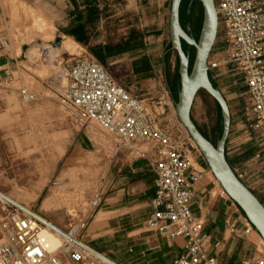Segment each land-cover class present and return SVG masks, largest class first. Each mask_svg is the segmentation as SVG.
<instances>
[{"label": "crops", "instance_id": "0c3cea01", "mask_svg": "<svg viewBox=\"0 0 264 264\" xmlns=\"http://www.w3.org/2000/svg\"><path fill=\"white\" fill-rule=\"evenodd\" d=\"M10 1L0 0V20L4 26H7ZM16 1L29 7L48 22L56 33L60 32L67 38L62 44L70 41L87 49L92 58L105 67L110 61L119 59L128 70L127 86L142 85L149 95H155L154 98L166 92L167 120L171 126H177L173 107L175 99L167 85L163 52L171 0H119L121 9H118L120 3H117L115 17L116 20L121 18V27L125 26L128 31L125 43L120 45L89 44L87 32L92 17L100 16L99 6L93 5L92 0H67L66 13L60 6V0H51V4L47 0ZM65 14L67 19L63 21L61 16ZM125 46L129 48L126 52L114 53L116 48ZM23 50L24 44L21 45L20 55L15 56L0 48V79H5L6 71L12 76L21 71L19 65L24 61L19 60L24 57ZM99 50L104 62L94 56V52ZM214 51L211 53L212 58L223 57L222 51ZM109 52L111 55L107 54ZM142 58H146L151 66V71L144 79L132 76L133 63ZM209 76L214 87L225 98L230 112L226 160L239 180L264 206L263 148L250 127L251 116L244 84L225 68L210 71ZM177 129L176 132L179 131ZM94 148L90 132L81 130L65 157L67 169L78 170L91 159L97 160L99 164V170H94L96 175L92 177L95 180L101 174L98 206L80 235L85 245L114 264H172L183 256L185 239L170 240L146 226L153 213L151 201L155 194V175L149 160L154 156V151L149 146L137 145L136 148L146 152L148 159L122 149L108 161L105 152L97 156L92 151ZM191 156L193 170L200 173V179L193 186L190 212L193 218L203 224V233L210 238L208 256L219 264H243L257 258L264 259V242L258 233L221 189L201 155L192 151ZM228 218L233 223V232L227 229ZM247 228H250L248 233L245 232Z\"/></svg>", "mask_w": 264, "mask_h": 264}, {"label": "built area", "instance_id": "2783aa9c", "mask_svg": "<svg viewBox=\"0 0 264 264\" xmlns=\"http://www.w3.org/2000/svg\"><path fill=\"white\" fill-rule=\"evenodd\" d=\"M213 2L218 19L213 50L224 55L221 59L210 55L208 70L225 68L241 79L250 110V127L264 156V0ZM2 26L0 20V48L5 50L9 41L2 34ZM46 57L43 54L42 58ZM71 61L65 70L67 85L61 105L76 124L81 128L96 126L110 140L114 154L128 149L147 158L137 145L149 146L154 151L149 160L155 175L153 213L146 226L164 238L185 239V254L172 264H219L208 256L210 238L190 212L193 186L200 179V173L193 170L191 154L198 151L181 124L176 121L177 126L173 127L167 120L168 94L164 92L155 99L133 97L91 56L80 55ZM12 81V74L6 71L5 82ZM17 94L25 104L37 99L24 87ZM98 202L99 194L92 207L96 209ZM226 226L234 231L230 218ZM84 227L82 222L78 230L71 228L65 232L30 209L10 200L0 201V264H114L85 245L80 237ZM44 232L59 239V244L51 247L42 237ZM243 264H264V259Z\"/></svg>", "mask_w": 264, "mask_h": 264}, {"label": "rangeland", "instance_id": "374dc122", "mask_svg": "<svg viewBox=\"0 0 264 264\" xmlns=\"http://www.w3.org/2000/svg\"><path fill=\"white\" fill-rule=\"evenodd\" d=\"M46 2L51 4V0ZM59 3L66 13L67 0H60ZM92 3L99 6L100 16L98 19L92 17L87 32L89 44H124L128 31L125 26L121 27V18L116 20L115 17L116 4L120 3L118 9H121V2L92 0ZM9 4L7 26L3 25L1 29L9 41L5 50L19 56L21 45L24 44V57L19 60L24 63L19 65L21 71L13 74L11 83L0 79V193L36 212L62 231L67 232L74 227L79 229L82 222L86 224L94 214L95 207L92 204L94 197L99 194L101 174L97 175L87 190L82 191L68 174L65 157L74 138L85 129L90 132L94 142V154L98 156L100 152H105L108 161L114 154L110 140L96 126L81 128L61 105V95L67 85L65 68L71 65L74 57L91 54L78 45L72 52L69 51L66 44L72 42L62 44L67 38L60 32L56 33L48 22L38 20V14L33 10L16 0H11ZM187 14H191L190 24L194 29H197L198 24L201 26L202 20L197 24L198 11L192 2L181 7L180 23L185 28L189 27ZM61 18L66 21L67 15ZM163 52L167 85L175 99L178 62L176 54L170 50L168 32L164 37ZM186 52L194 56L192 48H187ZM45 53L47 57L44 59L42 56ZM106 68L120 84L127 87L133 97L155 99V95H149L142 85L127 86L128 70L119 59L110 61ZM22 87L36 94L37 99L29 104L21 102L17 90ZM191 117L199 131L215 144L221 134L220 111L204 92L196 96ZM94 170H99V164L97 160L91 159L76 171L81 179V176ZM54 194L57 196V207L54 211H46L43 201Z\"/></svg>", "mask_w": 264, "mask_h": 264}, {"label": "water", "instance_id": "95a60500", "mask_svg": "<svg viewBox=\"0 0 264 264\" xmlns=\"http://www.w3.org/2000/svg\"><path fill=\"white\" fill-rule=\"evenodd\" d=\"M183 0H171L168 33L170 50L178 61L179 86L174 102L178 122L195 145L215 180L228 198L240 209L249 224L264 242V206L258 198L239 180L229 166L225 156V145L230 130V112L227 102L210 80L208 60L213 51L218 19L213 0H192L201 5L202 22L197 40L189 27L184 30L180 24V7ZM182 42L194 50L190 55L183 50ZM199 92L208 95L219 108L221 134L213 144L197 128L191 117V110Z\"/></svg>", "mask_w": 264, "mask_h": 264}, {"label": "trees", "instance_id": "16d2710c", "mask_svg": "<svg viewBox=\"0 0 264 264\" xmlns=\"http://www.w3.org/2000/svg\"><path fill=\"white\" fill-rule=\"evenodd\" d=\"M189 2H192V4L194 5V7L197 8V11H198V19H197V24L200 23V21L202 20V9H201V5L196 2V1H192V0H183L182 3H181V7L184 5L186 6ZM181 7H180V11H181ZM188 18V23L187 25L190 27V32H191V35L195 38V40H197V36L199 35V31H200V25L198 24L197 26V29L194 27L191 26L190 24V18H191V14H187L186 16ZM181 24V23H180ZM182 28L184 30H186L185 27H183V25L181 24ZM182 46H183V50L186 51L187 48H189L185 43L182 42ZM129 48L128 47H118L115 49V54H121V53H124L128 50ZM193 51V49H192ZM107 54H110L111 53H107ZM94 56L101 62H104V57L102 56V54H100V50L99 51H96L94 52ZM177 58V57H176ZM193 60V54L190 56V62H192ZM178 62V61H177ZM151 71V66L149 64V62L147 61L146 58H142L136 62L133 63L132 65V76L133 77H136V78H140V79H144L148 76V73ZM211 80V79H210ZM176 81H177V86H179L178 84V76H176ZM212 82V81H211ZM214 86V85H213ZM178 89V87H177ZM175 101H176V98H175ZM219 109V108H218Z\"/></svg>", "mask_w": 264, "mask_h": 264}, {"label": "bare ground", "instance_id": "6f19581e", "mask_svg": "<svg viewBox=\"0 0 264 264\" xmlns=\"http://www.w3.org/2000/svg\"><path fill=\"white\" fill-rule=\"evenodd\" d=\"M38 20H40L41 22L45 23V20L42 19V17H38ZM37 26V25H36ZM67 48L69 51H73V49H75V46H77L74 43H70V44H66ZM193 148H196L195 145L192 143ZM68 174L71 176V179L79 185L80 189L82 191L87 190V188H89L91 186V184H93V179L92 177L96 175V171L91 172L88 175H83V177L81 176V179H79V175L77 174V171L74 170L73 168L68 169ZM92 179V180H91ZM98 186H100V184L98 183ZM10 200L8 199L5 195H3L2 193H0V201H7ZM12 201V200H10ZM13 202V201H12ZM57 207V196L56 194H54L51 197H48L47 199H45L43 201V208L46 211H54V209ZM74 229L78 230V227H74ZM42 237L45 239V241L51 246V247H56L59 244V239L52 237L49 233L44 232L42 233Z\"/></svg>", "mask_w": 264, "mask_h": 264}]
</instances>
